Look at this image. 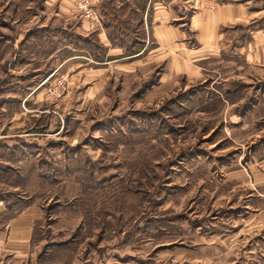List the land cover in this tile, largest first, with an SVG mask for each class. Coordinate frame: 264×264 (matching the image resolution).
<instances>
[{
	"label": "rangeland",
	"instance_id": "374dc122",
	"mask_svg": "<svg viewBox=\"0 0 264 264\" xmlns=\"http://www.w3.org/2000/svg\"><path fill=\"white\" fill-rule=\"evenodd\" d=\"M54 12L0 0V195L40 208L32 263L264 264V69L232 51L169 76L150 42Z\"/></svg>",
	"mask_w": 264,
	"mask_h": 264
},
{
	"label": "crops",
	"instance_id": "0c3cea01",
	"mask_svg": "<svg viewBox=\"0 0 264 264\" xmlns=\"http://www.w3.org/2000/svg\"><path fill=\"white\" fill-rule=\"evenodd\" d=\"M76 1L48 0L55 17L78 33L95 30L104 48L146 49L150 42L151 55L165 63L169 76L197 77L206 62L219 61L232 51L246 65L264 69V0H218L213 12L198 7L204 0H84L98 16L94 26L82 19ZM134 21L142 38L132 40L126 31H131ZM112 27L115 36L110 37ZM254 194L248 197L249 204L254 203L252 210L264 217V191ZM40 219V208L19 199L9 204L0 195V264L34 263L32 231ZM260 224L264 227V220ZM256 238L264 249V228Z\"/></svg>",
	"mask_w": 264,
	"mask_h": 264
},
{
	"label": "built area",
	"instance_id": "2783aa9c",
	"mask_svg": "<svg viewBox=\"0 0 264 264\" xmlns=\"http://www.w3.org/2000/svg\"><path fill=\"white\" fill-rule=\"evenodd\" d=\"M76 7L82 10V16L86 21L98 23L97 16L92 12L91 9L87 8L86 2H84L83 0L79 1L76 3ZM204 7L208 12H213L217 7V4L215 0H210V2H208Z\"/></svg>",
	"mask_w": 264,
	"mask_h": 264
}]
</instances>
